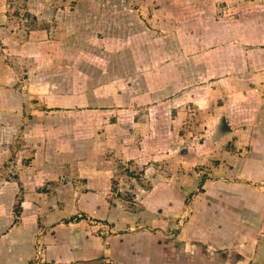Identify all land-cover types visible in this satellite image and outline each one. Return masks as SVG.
Returning a JSON list of instances; mask_svg holds the SVG:
<instances>
[{
  "label": "rangeland",
  "instance_id": "1",
  "mask_svg": "<svg viewBox=\"0 0 264 264\" xmlns=\"http://www.w3.org/2000/svg\"><path fill=\"white\" fill-rule=\"evenodd\" d=\"M262 31L264 0H0V264H55L72 234L57 264H147L151 238L134 262L121 235L187 222L158 201L183 171L202 188L185 151L226 146L202 101L264 74ZM249 56L262 64L241 70Z\"/></svg>",
  "mask_w": 264,
  "mask_h": 264
},
{
  "label": "crops",
  "instance_id": "2",
  "mask_svg": "<svg viewBox=\"0 0 264 264\" xmlns=\"http://www.w3.org/2000/svg\"><path fill=\"white\" fill-rule=\"evenodd\" d=\"M238 49L242 51L240 47ZM244 50L251 51V48ZM236 59H239V64L245 63L243 65L245 68H240L241 70L257 68V65L262 64L251 56ZM224 69H226L225 73L231 72L226 67ZM259 72L252 69L251 73L245 74L241 88L237 92L228 94L225 102L222 103L219 99L217 103L212 102L209 95H207L208 101H202L210 105L208 107L203 104L202 107L205 113L210 115L211 120L201 122L199 125L203 128L210 126L211 129L217 130L220 135L216 140L224 142L226 146L219 144V147L214 148L216 144H213L212 153L207 157L199 153V151L204 152L203 146H200L204 143L196 146L201 148H192L188 150L189 153L185 151V158L199 161L201 165L207 166L200 169L202 174L205 173L203 175L205 179L200 182L201 189L193 188L186 183L191 178L190 171L179 173L184 184L170 186L168 189L166 183L162 184L167 189L168 195L173 194V199L163 196L160 200L163 204L158 201L159 207L165 211L176 208L181 211L180 217L182 215L187 217L182 209L189 210L190 216L186 218L185 224L181 226L175 222L177 225L174 230L177 234L175 239L171 231L168 232L161 225L153 228L133 227L124 235V242L127 243L121 242L122 250L130 247L131 253L136 250L147 253L150 248L144 245L136 246L134 239L148 237L151 238L152 245L158 248L157 252H148L150 260L148 259L147 264H261L257 256L261 253L264 255V74ZM260 75L263 79L258 78ZM255 76L257 77L253 80ZM229 77H236L240 81L235 71H232ZM252 81L259 84L253 86ZM189 103L192 109V105H197L199 102L191 100ZM138 112L139 110H134V113ZM166 157L167 155L163 156V159H167ZM166 172L158 170L157 175L166 177L168 174ZM170 188H173L172 191ZM195 190L199 192L189 200L188 196ZM84 220L87 219L82 218L79 222L70 223L75 225ZM163 221L170 223L166 219ZM72 235L71 243L66 244L71 249L63 245L52 246L57 251L55 264L62 259L68 261L72 258L71 245L74 243V237L78 238L76 234ZM186 239L198 243L194 253L186 248L188 243ZM207 246L208 248L204 250ZM162 250L163 252L159 253ZM132 257L133 261L137 262L134 253Z\"/></svg>",
  "mask_w": 264,
  "mask_h": 264
},
{
  "label": "trees",
  "instance_id": "3",
  "mask_svg": "<svg viewBox=\"0 0 264 264\" xmlns=\"http://www.w3.org/2000/svg\"><path fill=\"white\" fill-rule=\"evenodd\" d=\"M78 218V217H77ZM73 219H68V221L70 222V221H72ZM125 234H127L126 232H123V234L121 235V236H123V239L122 240H120V243L121 242H124V239H125ZM168 237H170V236H168ZM124 243H127V242H124ZM124 243H122V244H124ZM129 243H131V242H129Z\"/></svg>",
  "mask_w": 264,
  "mask_h": 264
}]
</instances>
